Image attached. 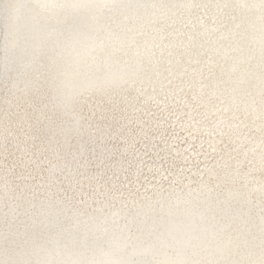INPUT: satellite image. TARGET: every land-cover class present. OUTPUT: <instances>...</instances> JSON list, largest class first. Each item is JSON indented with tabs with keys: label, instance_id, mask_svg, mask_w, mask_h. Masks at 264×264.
<instances>
[{
	"label": "snow or ice",
	"instance_id": "obj_1",
	"mask_svg": "<svg viewBox=\"0 0 264 264\" xmlns=\"http://www.w3.org/2000/svg\"><path fill=\"white\" fill-rule=\"evenodd\" d=\"M0 23V264H264V0H0Z\"/></svg>",
	"mask_w": 264,
	"mask_h": 264
},
{
	"label": "bare ground",
	"instance_id": "obj_2",
	"mask_svg": "<svg viewBox=\"0 0 264 264\" xmlns=\"http://www.w3.org/2000/svg\"><path fill=\"white\" fill-rule=\"evenodd\" d=\"M2 38H3V31L0 27V42H2ZM113 71H118V69H113ZM9 87L10 85L8 83V80L5 74L4 64L2 60H0V114H2L5 108L8 107V105L11 103L12 97L9 93ZM148 91L150 92L151 90L149 89ZM133 95H135V93H133ZM121 102L127 104V101H121ZM100 103L101 102L99 100H93L92 102H90V105L88 107H85L84 109L85 116H90L93 111L98 112ZM252 135L255 138V142L252 144H249V147H257V151H258L259 150L258 149L259 132L256 131ZM37 144H39V141H37ZM228 145H229V142L227 140V137H225V144L221 145V147H227ZM108 146L111 147V144H109ZM9 149L12 152V155L6 156L5 154L0 153V186L3 185L5 178H6L5 172L3 171L4 166L7 165L8 167H13V161L17 159V153H16V149L14 145H9ZM77 149H79L78 163L86 166L93 173L99 174L104 171V169L100 167V164L97 160V156L93 153L91 145L87 143L82 144V142L80 141H73V149H72L73 152H76ZM228 150H230V148ZM203 159L204 158L201 157V160ZM215 162L216 161H211L210 163H215ZM201 167L203 168L204 165L201 164ZM20 171H21V168L17 167L16 168L17 174H19ZM175 171L178 174L179 168L175 169ZM34 175L36 176L37 182H39L40 174L34 173ZM179 178L183 180V184L178 185V187H183L185 192L188 191L189 186L194 188L195 187L194 182L199 179L198 176L193 175L192 173H187V172H185L183 177H179ZM255 179L257 182H259L261 179V175L258 170L255 173ZM141 191L143 190L141 189Z\"/></svg>",
	"mask_w": 264,
	"mask_h": 264
},
{
	"label": "water",
	"instance_id": "obj_3",
	"mask_svg": "<svg viewBox=\"0 0 264 264\" xmlns=\"http://www.w3.org/2000/svg\"><path fill=\"white\" fill-rule=\"evenodd\" d=\"M0 27H1L2 31H4V28H3V24L2 23H0Z\"/></svg>",
	"mask_w": 264,
	"mask_h": 264
}]
</instances>
